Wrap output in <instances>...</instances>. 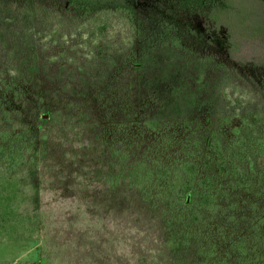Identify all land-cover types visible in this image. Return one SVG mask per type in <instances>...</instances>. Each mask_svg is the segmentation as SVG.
<instances>
[{
	"label": "trees",
	"instance_id": "16d2710c",
	"mask_svg": "<svg viewBox=\"0 0 264 264\" xmlns=\"http://www.w3.org/2000/svg\"><path fill=\"white\" fill-rule=\"evenodd\" d=\"M253 1L260 13L238 19V31L247 29L255 48L239 56L244 36L231 38L237 23L224 16L233 12V0H179L155 18H145L132 0H0L3 172L32 162L53 180L51 159H78L59 154L62 146L80 144L74 147L88 149L81 167L95 174L77 187L109 191L84 192L85 202H104L108 214L127 209L133 194L160 223L167 264H264V144L227 139L231 118H220L219 109L231 100L217 89L228 75L264 94V0ZM106 11L128 22L138 50L108 57L110 48L99 40L94 59L74 70L77 79L71 74L61 83L69 65L43 61L67 54L66 44L56 42L67 28L50 25L60 17L68 27L101 22ZM105 28L100 23L89 42ZM38 123L45 125L41 133ZM57 130L65 134L54 143ZM26 173L32 178L35 170Z\"/></svg>",
	"mask_w": 264,
	"mask_h": 264
},
{
	"label": "rangeland",
	"instance_id": "374dc122",
	"mask_svg": "<svg viewBox=\"0 0 264 264\" xmlns=\"http://www.w3.org/2000/svg\"><path fill=\"white\" fill-rule=\"evenodd\" d=\"M178 1L132 0L145 18L163 15L162 7L169 10L170 5ZM233 1V12L224 16L237 23L231 29V38L237 40L240 34L244 36L245 42L239 40L240 45L236 51L242 56L247 51H254L255 47L246 37L247 29L238 31V19L256 20L260 9L253 0ZM100 20L101 22L83 21L68 27L64 18L60 17L50 25L52 30L67 28L62 34L58 31L56 35V42L66 44L67 54L54 62L52 59L50 62L43 61V64L47 63L51 67L58 61L69 65L68 72L66 73V69L60 75L61 83L64 84L71 74L77 79V71L74 70L77 65L89 64L94 59L96 53L93 45L99 40L104 42L105 48H110L108 57L113 52L122 55L129 49L138 50L140 41L133 36L132 28L119 14L106 11ZM100 23L106 26L105 31L89 42V33L99 28ZM214 31L218 34L220 32L218 29ZM222 35L223 32L217 38L222 39ZM209 40L215 49L220 46V40ZM41 41L45 43L47 40L41 37ZM103 58L106 59L107 56ZM106 64L109 65V62ZM175 77V72L170 74V79ZM221 88L223 95L231 100L230 104H222L219 109L220 118L224 115L231 118L230 125L225 129L227 139L235 135L243 137L251 146L258 140L264 144L263 92L259 93L250 86L240 84L228 75L219 79L218 92ZM34 127L41 133L45 125L38 123ZM58 130L51 139L54 143L65 134L62 130L60 136ZM75 145L69 143L62 146L59 157H63V153L67 152L73 156L78 155V159L50 160L48 176L53 180L46 178L43 172L45 169L41 164L35 166L31 162L14 174L4 173L3 164H0V263L167 264L169 246L161 236L160 223L152 211L135 200L132 193H129L132 195H129L127 209L115 208L108 214L105 213L104 202L99 200L97 205L85 202L84 192L95 190L99 192L100 197L106 196L109 191L102 186L96 189L86 188V185L82 189L77 187L82 185V179L90 181L95 172H86L81 167V156L85 155L88 149L82 146L74 147ZM26 170H35V175L28 178ZM58 187L61 189L58 190ZM69 192H76V196L81 200L60 196V193Z\"/></svg>",
	"mask_w": 264,
	"mask_h": 264
}]
</instances>
